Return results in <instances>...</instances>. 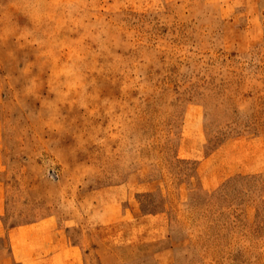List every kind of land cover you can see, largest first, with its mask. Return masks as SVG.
Masks as SVG:
<instances>
[{
    "label": "rangeland",
    "instance_id": "rangeland-1",
    "mask_svg": "<svg viewBox=\"0 0 264 264\" xmlns=\"http://www.w3.org/2000/svg\"><path fill=\"white\" fill-rule=\"evenodd\" d=\"M156 212L134 264H264V0H0V224Z\"/></svg>",
    "mask_w": 264,
    "mask_h": 264
},
{
    "label": "crops",
    "instance_id": "crops-1",
    "mask_svg": "<svg viewBox=\"0 0 264 264\" xmlns=\"http://www.w3.org/2000/svg\"><path fill=\"white\" fill-rule=\"evenodd\" d=\"M35 228L0 224V264H134L168 245L162 212L114 218L77 241L64 223L58 239Z\"/></svg>",
    "mask_w": 264,
    "mask_h": 264
}]
</instances>
